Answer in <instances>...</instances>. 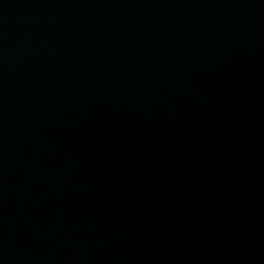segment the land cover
Wrapping results in <instances>:
<instances>
[{
  "label": "water",
  "instance_id": "obj_1",
  "mask_svg": "<svg viewBox=\"0 0 264 264\" xmlns=\"http://www.w3.org/2000/svg\"><path fill=\"white\" fill-rule=\"evenodd\" d=\"M0 264H264V0H0Z\"/></svg>",
  "mask_w": 264,
  "mask_h": 264
}]
</instances>
